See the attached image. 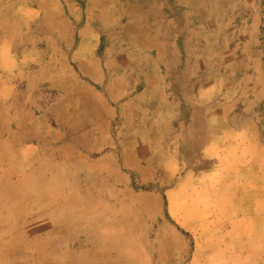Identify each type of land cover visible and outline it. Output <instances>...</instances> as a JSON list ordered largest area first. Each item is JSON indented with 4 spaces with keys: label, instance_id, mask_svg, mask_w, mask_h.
<instances>
[{
    "label": "rangeland",
    "instance_id": "obj_1",
    "mask_svg": "<svg viewBox=\"0 0 264 264\" xmlns=\"http://www.w3.org/2000/svg\"><path fill=\"white\" fill-rule=\"evenodd\" d=\"M118 1L110 2L101 30L94 23L93 30L103 33L96 44L56 46V22L68 20L67 6L57 11L56 0L39 14L38 27L35 20L28 28L9 30L20 40L11 45L16 56L32 58L18 61L16 71L26 75L17 85L26 90L33 79L28 73L42 68L46 77L56 76V92H44L61 102V117L79 118L80 102L90 95L99 101L91 88L101 84L84 75L92 62L69 59V54H94V63L105 71L103 94L114 117L109 139L116 164L124 169V187H114L122 179L109 174L100 179L107 184L94 191L107 205L103 211L111 213L117 205L124 215L118 243L129 249L139 239L146 249L119 253L123 264H264V91L256 92L260 80L245 78L250 62L244 60L245 45L237 44L245 36L244 24L252 21L259 27L258 35L253 29L252 52L263 55L264 68V0H186L187 5L197 1L203 10L189 14L190 24H205V30L193 37L199 38L196 54V42L188 44L179 63L188 75L181 77L165 76L170 68L165 48L152 56L140 46L141 27L148 25L133 11L126 17L136 2ZM229 18L237 27L234 60L220 53L225 31L218 28ZM56 52L64 59L56 60ZM138 197L141 202L134 205ZM122 198L124 204L118 205ZM150 207L156 220H149ZM138 213L140 230H134L136 217L129 215ZM33 263L0 257V264Z\"/></svg>",
    "mask_w": 264,
    "mask_h": 264
},
{
    "label": "crops",
    "instance_id": "obj_2",
    "mask_svg": "<svg viewBox=\"0 0 264 264\" xmlns=\"http://www.w3.org/2000/svg\"><path fill=\"white\" fill-rule=\"evenodd\" d=\"M113 1L56 0L57 11L68 8V20L56 22V46L99 43L103 33L93 30L94 23H100L97 30H101L102 23L108 22ZM134 1L135 10H129L126 17L132 18L134 12L141 23L148 25L141 27L140 46H145L152 56L165 48L166 64L170 67L165 72L166 77L187 76L179 63L185 60L190 41L196 42L192 49L195 51L199 38L193 37L205 30V24L198 26L189 22L191 12L203 11L197 1L190 5L186 0ZM48 2L50 0H0V257L20 261L31 258L33 264H123L119 253L139 254L146 249H141L139 239L129 249L118 243L124 215L118 213L117 205L111 213L103 211V208L107 210V205L103 206L100 193L94 191L107 184L100 179L109 174L122 179L121 182L116 180L114 187H124V169L116 164L112 151L115 144L111 146L109 139L114 117L103 94L105 71L94 63L97 60L94 54L77 51L69 54V59L92 62L94 67L84 69V75L95 85L101 84L95 86L96 89L91 88L99 101L90 95L80 102L79 118L61 117L58 112L61 102L50 100L49 93L44 92L47 89L56 92V76L46 77L42 68L28 73L33 79L26 90L17 85V79L26 75L25 71L22 75L16 71L18 61L32 58H27V54L16 56L11 45L20 40L15 41L9 30L28 28L35 20L38 27L39 14L44 13ZM244 25L245 36L237 43L245 45L244 60L250 62L244 75L252 83L254 79L260 80L256 92L263 93V55L252 52L253 29L257 26L254 27L252 21ZM236 28L231 18L218 28L225 31L219 42L220 53L226 60L235 57L231 46H237ZM258 30L259 27L257 35ZM197 52L198 48L195 54ZM53 57L59 60L65 56L56 52ZM195 59L200 58L195 56ZM69 75L72 77L70 71ZM92 90L88 93L92 94ZM175 118H171L170 123ZM136 119L132 127L135 136L139 125ZM132 152L134 156V148ZM136 167L141 171L140 166ZM135 200L134 205H139L141 198ZM117 202L124 204V199ZM151 209L154 211L150 207L149 220H156ZM129 217H136V226H132L140 230V214Z\"/></svg>",
    "mask_w": 264,
    "mask_h": 264
}]
</instances>
